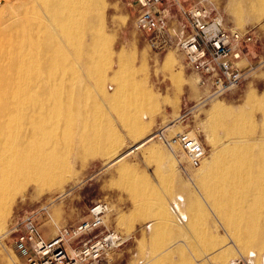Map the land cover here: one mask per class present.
<instances>
[{
	"label": "rangeland",
	"instance_id": "1",
	"mask_svg": "<svg viewBox=\"0 0 264 264\" xmlns=\"http://www.w3.org/2000/svg\"><path fill=\"white\" fill-rule=\"evenodd\" d=\"M198 1L168 0L167 3L172 17L185 21L179 5L188 8ZM201 1L212 15L221 14L227 27L241 30L252 27L257 33L256 41L245 46L247 63L252 70L238 88L198 108L166 131L168 137L183 130L190 131L202 142L206 159L201 167L189 168L178 147L173 152L158 139L138 150L133 149L138 141L150 138L198 100L201 95L199 74L187 66L180 51L156 50L150 46L149 35L136 28L140 7L135 0H102L103 10L90 8L86 0H79L82 13L90 17L101 14L98 22L106 38H99V44L101 48L108 45L109 64L114 70L117 63L123 65L124 77L122 75L116 84L122 82L124 88L112 101L104 97L106 86L111 87L115 82L105 80L103 87L106 61L101 55L98 68L88 75L86 89L80 92L81 105L80 102L72 105L61 125L51 128L54 134L62 136V141L47 146L50 168L41 170L28 186L21 188L7 210L0 229V264H28L26 256L17 255L15 236L8 234L15 217L51 203L55 223L65 226L86 219L89 208L98 201L110 205L105 227L127 238L110 254L108 264H264V250H244L234 230L225 224L212 204L208 189L215 190L217 186L202 183L208 181L207 166L213 153L228 137L264 134V111L258 107L249 110L255 117L253 121L246 118L236 125L233 120L211 115L215 105L231 109L240 106L249 91L264 97V20L248 24L243 18L237 23L240 19L231 14L229 0ZM86 123L92 147L81 158L67 130L70 127L73 135L79 129L83 131ZM140 124L144 132L134 136L133 129ZM227 124L231 126L229 132ZM105 136L117 141L110 155L105 154ZM89 151L96 154L87 157ZM121 156V160L111 161ZM181 164L187 173L181 170ZM60 171L65 177L63 183L44 185L46 177ZM180 196L185 202L179 200ZM218 199L225 200L231 207L228 198L220 196ZM5 201L1 199V205ZM177 203L184 207L181 212L186 215L187 223H180L173 214L172 206ZM233 211L232 208L230 212ZM40 224L44 231L48 225L45 233L51 237L55 231L53 225L45 220Z\"/></svg>",
	"mask_w": 264,
	"mask_h": 264
},
{
	"label": "bare ground",
	"instance_id": "2",
	"mask_svg": "<svg viewBox=\"0 0 264 264\" xmlns=\"http://www.w3.org/2000/svg\"><path fill=\"white\" fill-rule=\"evenodd\" d=\"M86 2L90 8L103 10L102 0ZM228 6L231 14L241 20L237 23L243 18L248 24L264 20V0H229ZM100 16L82 13L79 0H0V200H6L3 205L0 203V229L19 190L28 186L41 170L50 168L47 146L62 141V136L51 128L61 125L72 105H81L80 92L86 89L88 75L98 68L101 55L106 61L103 87L105 80L115 82L106 86L104 97L112 101L124 88L122 82L116 84L124 77L123 65L117 63L114 70L109 64L108 45L101 48L99 44V38H106L99 26ZM254 107L264 111V97L249 91L240 106L231 109L215 105L211 115L233 120L236 125L246 118L253 121L255 117L249 110ZM230 128L227 124V132ZM143 129L141 124L136 126L133 135L139 136ZM72 133L69 127L67 135L74 138L82 158L92 147L89 125ZM156 133L138 141L133 149L155 140ZM104 144L105 154L110 155L117 141L105 136ZM93 154L96 152L89 151L86 156ZM207 168L208 181L202 183L217 186L215 190L208 189V197L225 224L236 233L239 245L244 250H264V134L228 137L213 153ZM63 181L60 171L43 182L57 186ZM220 196L228 198L231 207L218 199ZM179 200L185 202L181 196ZM232 208L235 211L230 212ZM171 210L180 223L187 221L180 203Z\"/></svg>",
	"mask_w": 264,
	"mask_h": 264
},
{
	"label": "built area",
	"instance_id": "3",
	"mask_svg": "<svg viewBox=\"0 0 264 264\" xmlns=\"http://www.w3.org/2000/svg\"><path fill=\"white\" fill-rule=\"evenodd\" d=\"M135 1L140 7L136 28L149 35L150 46L156 50L180 51L187 66L199 74L201 95L198 100L154 136L173 152L178 147L189 168H199L206 157L202 142L190 131L183 130L171 137L166 131L198 108L238 88L252 70L247 63L245 46L256 41L257 33L252 27L242 30L227 27L223 16L212 15L200 0L188 8L179 5L189 26L182 36L176 37L170 29L162 0ZM180 167L187 173L183 164ZM50 204L15 217L8 231L15 236V248L27 257L28 264H108L110 254L127 241L120 232L105 227L110 212V205L105 201L95 202L86 219L65 226L55 223ZM42 220L53 225V236H46L41 228Z\"/></svg>",
	"mask_w": 264,
	"mask_h": 264
},
{
	"label": "crops",
	"instance_id": "4",
	"mask_svg": "<svg viewBox=\"0 0 264 264\" xmlns=\"http://www.w3.org/2000/svg\"><path fill=\"white\" fill-rule=\"evenodd\" d=\"M167 1L168 0H162V7L163 6H166L165 7V9H166V11H167V13H168V20H169V25H170V29H171V31L173 32V34L177 37H179V36H182V33H183V31L184 30H186L187 28H188V22H187V20H183V21H181V20H179V19H174L173 17H172V15L170 14V9H169V4L167 3ZM175 26V27H174ZM80 222V221H79ZM77 223V222H76ZM72 224V223H71ZM75 224V223H74ZM45 228H46V230L48 229V225H46L45 226ZM45 230V231H46ZM15 250H17L16 248H15ZM21 252H19V251H17V255L19 256V254H20ZM21 256V255H20ZM22 258V257H21Z\"/></svg>",
	"mask_w": 264,
	"mask_h": 264
}]
</instances>
